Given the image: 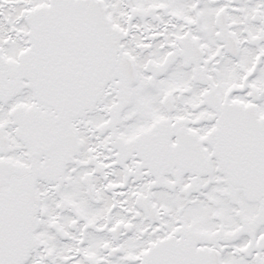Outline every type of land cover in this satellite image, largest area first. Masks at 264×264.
Wrapping results in <instances>:
<instances>
[{"label": "snow or ice", "instance_id": "1", "mask_svg": "<svg viewBox=\"0 0 264 264\" xmlns=\"http://www.w3.org/2000/svg\"><path fill=\"white\" fill-rule=\"evenodd\" d=\"M0 264H264V0H0Z\"/></svg>", "mask_w": 264, "mask_h": 264}]
</instances>
